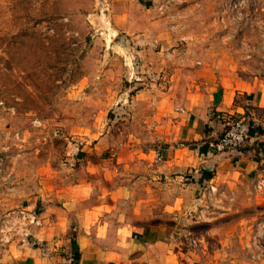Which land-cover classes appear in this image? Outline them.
<instances>
[{
	"label": "rangeland",
	"instance_id": "1",
	"mask_svg": "<svg viewBox=\"0 0 264 264\" xmlns=\"http://www.w3.org/2000/svg\"><path fill=\"white\" fill-rule=\"evenodd\" d=\"M233 78L264 82V0H0V260L37 246L48 194L93 177L150 231L120 264H264V174L159 169L199 94Z\"/></svg>",
	"mask_w": 264,
	"mask_h": 264
},
{
	"label": "crops",
	"instance_id": "2",
	"mask_svg": "<svg viewBox=\"0 0 264 264\" xmlns=\"http://www.w3.org/2000/svg\"><path fill=\"white\" fill-rule=\"evenodd\" d=\"M215 84L206 88L207 94L198 92L192 115L199 119L193 120L191 126L186 124L188 129L185 128L181 135V140L187 144L166 150L165 161L159 167L166 178L171 177L177 182L189 171L193 178L199 177V183L206 184L212 180L202 178V173L213 174V182L231 181L238 174L245 178H259L264 174L260 169L264 162L254 158L252 154L256 149L252 146L247 150L216 155L207 148V143L217 138L228 125L227 118L232 117L248 118L254 127L263 131L256 141L264 139V82L254 79L247 83L233 78L228 83ZM247 113H250L249 117ZM212 114L214 118L210 120ZM150 172L154 173V179L157 178V171L151 169ZM115 188L111 190L97 184L90 177L73 183L70 188L60 187L55 193L48 194L53 199H44L42 228L35 229L37 246L13 245L0 263L120 264L128 242L129 252L133 248L142 251L144 246L153 244L148 240V229L142 228V232H138L137 226L133 225L139 220L121 213L128 191L122 186Z\"/></svg>",
	"mask_w": 264,
	"mask_h": 264
},
{
	"label": "built area",
	"instance_id": "3",
	"mask_svg": "<svg viewBox=\"0 0 264 264\" xmlns=\"http://www.w3.org/2000/svg\"><path fill=\"white\" fill-rule=\"evenodd\" d=\"M249 139V143L253 144L257 140V138L249 136V128L244 121H236L229 124L221 136L209 141L207 143V148L214 154H226L241 149ZM156 159L158 162H162L164 160V155L159 152L156 154ZM32 223L41 226V222H36L35 218Z\"/></svg>",
	"mask_w": 264,
	"mask_h": 264
},
{
	"label": "trees",
	"instance_id": "4",
	"mask_svg": "<svg viewBox=\"0 0 264 264\" xmlns=\"http://www.w3.org/2000/svg\"><path fill=\"white\" fill-rule=\"evenodd\" d=\"M247 126L249 128V136L250 137L256 138L258 136L263 135V131H261L260 129L254 127V125L252 123H251L250 126L249 125H247ZM204 178L207 179V180H212L213 177H212V174L206 173Z\"/></svg>",
	"mask_w": 264,
	"mask_h": 264
}]
</instances>
